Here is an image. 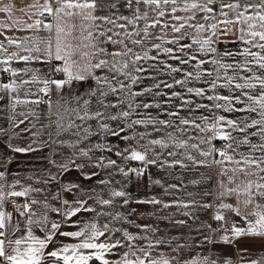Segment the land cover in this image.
I'll return each mask as SVG.
<instances>
[{"label": "snow or ice", "instance_id": "6c2138e0", "mask_svg": "<svg viewBox=\"0 0 264 264\" xmlns=\"http://www.w3.org/2000/svg\"><path fill=\"white\" fill-rule=\"evenodd\" d=\"M120 2L121 0H44L43 4H40L39 0H34L28 8L36 11L26 13L29 18L31 15L39 17L47 15L51 19L47 21L35 19L32 23H24L20 20H14L11 24L0 23V28L9 29L15 26L20 30L34 32H39L42 26L43 30L49 33L46 39L37 36L13 39L5 35L7 46L4 42H0V73L8 74L6 81L0 80V111L6 112L5 118L10 127L30 133L34 142L43 131L50 128H54V131L48 133L53 144L56 143V138L65 133L77 137L75 142L60 141L62 145L72 149L73 155L69 158V163L56 166L59 175L49 173L48 178L42 181L44 185H56L57 191L51 196L53 200L60 201L63 205L62 213L61 208L52 207L47 198L39 200L32 196V193L46 191L45 188L28 185L21 186L20 190H17L20 181L7 183L6 172L0 171V264H90L93 260L99 261V264H219L218 260H211L209 257L181 259L180 252L185 245H177L171 249L176 255L159 251V246L166 241L163 238L152 239L146 235L149 231L154 234L157 229L151 225L128 221L127 216H123L119 211L114 214L107 212L99 214L110 215L113 220L132 223L134 227L140 229L139 233L134 234L126 228L110 229L107 223L101 228L94 222L86 224L77 231H61L64 224L73 223L71 218L82 210L95 211L87 206L88 199L92 198L91 195L88 199H74L72 202L67 198L62 199L61 193L75 195L76 192L82 191L78 183H61L60 177L71 170L69 165L78 170L84 180L90 181L100 175L96 170L114 169L115 173L124 177L133 174L139 177L145 174L149 166L164 169L179 165L187 168L189 164L185 161H188L192 166L211 167L213 164L224 165L227 162L237 166L231 169L234 174L243 173L245 176H256L257 179L248 180L242 188L240 186L227 188L220 195L239 197L242 192L245 196L243 200L245 208L252 205L257 197L264 200V0H135L137 7L132 17L116 16L115 13L96 15L98 10L104 8L116 9ZM141 3L151 6L150 10L157 12L158 17H164L170 8L173 14L171 19L178 23L171 25L164 23L163 29L170 28L171 32L179 35L171 39L155 36L154 39L159 40L160 43H153L149 48L136 51L135 48L143 45L144 40L134 37L139 36L141 31L144 37H148L151 34L150 29H156L160 24L159 19L151 23L147 22L148 13L141 12L139 8ZM124 6L132 8L133 0H126ZM13 8L14 5L7 4L0 7V12L11 18ZM20 11L25 12V9L22 8ZM177 11L191 14L174 15ZM197 13H205L202 17L204 23L199 21L191 23L196 20ZM75 18L81 20L78 45H74L69 39H77L72 35L75 25L69 28L66 23L67 20ZM118 20L126 21L127 24H135L139 20H144L146 23L135 32H129L126 31V24L118 23ZM97 21L112 27L104 30ZM0 35L4 33L0 32ZM230 36L235 39L229 40ZM126 41H130L134 47H129ZM228 43L236 45V49L220 47ZM102 44L119 47L109 51L107 47H101ZM12 46L18 51L9 52L8 49ZM153 49L157 50V55L149 54ZM21 52L26 54L21 55ZM160 53L167 59H160ZM77 55L86 62L78 64L73 59ZM229 60L231 62H227ZM14 61L22 62L26 66L13 67ZM149 61H158V64H148ZM168 61H176V64ZM33 62L50 66L53 74L61 73L63 78L42 75L41 69L28 66ZM186 66H190V70ZM97 70L104 74L97 75ZM29 74L28 79L23 78ZM163 74L170 77L171 82L157 78ZM89 78L94 81V87L89 88L86 93L70 94L66 99L62 97V104L53 105L51 99L53 90L63 92L65 88H71L74 81H86ZM146 80H151L153 83L137 88ZM193 82L205 86H190ZM31 85L42 86L33 91ZM177 86L183 91L175 90ZM224 89L228 90L227 95L222 93L221 90ZM185 93L200 100L186 98ZM145 95L154 99L138 100ZM155 97H163V100H156ZM174 100L179 101L174 105L176 110L165 107L173 105ZM204 100L210 103H204ZM41 104L47 106L43 115L50 123L42 124L40 129L32 131L40 123L41 114L37 109ZM21 108L27 111H18ZM141 108L161 109L168 117H175L178 123L172 119L152 116L150 113L141 114L138 111ZM183 110H187V116L181 115ZM201 110L209 112L210 115H204ZM193 113L198 114L193 116ZM221 113L246 115L229 118ZM252 114H256L258 118ZM53 116L56 119H52ZM26 122L29 126L21 128L20 126L25 125ZM88 122H95L96 129L94 130L91 124L85 127ZM138 126H143L145 129L150 126L152 132L157 133L165 128H173L179 136L174 135L173 132H165L163 137L147 139L141 144V141L145 140V137H150L152 132L139 131ZM253 129L254 131H250ZM5 131L0 127V133ZM129 132L131 134H128ZM192 132L197 135L193 136ZM100 135H103L105 140L111 136L125 143L134 140L136 146L126 143V146L121 148L118 144L98 141L91 147L78 148L81 141ZM252 137H258L259 142H253ZM215 140L225 143L218 148L213 143ZM203 145L207 147L204 148ZM244 146H247L248 152L239 151ZM8 147L16 153L38 150L31 144L27 147L9 144ZM157 147L162 151L157 152ZM173 148L181 151H173ZM163 150H167V156L172 157L170 161L163 159ZM96 152L114 153L122 161H138L143 167L126 168L118 164L116 159L104 155L96 156ZM257 152L260 155H256ZM178 155L183 159H177ZM215 155L220 159H215ZM78 159L80 163H77ZM227 171L228 169L224 168L221 174H226ZM234 182V179L229 177V183ZM98 183L106 185L112 181L100 179ZM152 183L164 187L160 179ZM176 187L175 184L167 186V188ZM110 196L109 199H98V203L101 206H112L115 198H123L122 207L130 203V194L125 191L112 190ZM12 197L24 198L23 201H13L15 215L6 209V200ZM135 202L160 205L165 209L174 204L182 208L189 207L187 203H168L155 197ZM191 203L196 204V201ZM38 205L41 211L34 207ZM201 207L209 208L211 205L203 204ZM218 208L234 212L241 217L245 225L238 226L233 222L230 227L218 229L221 232L222 242L233 244L244 237L264 238V204L256 202L254 210L248 215L242 214L239 207L229 203L221 202ZM49 211L62 215L63 221H50ZM184 214L190 215L188 212ZM249 215L254 219H249ZM213 219L226 222L225 215L220 211L216 212ZM176 223L184 224L186 221L181 220ZM207 228L211 233L210 224ZM34 229H38L42 235H37ZM116 233H120V237L113 239ZM58 235L72 237L79 242L61 244L48 251L49 246L56 242ZM101 237H104V240H101ZM204 239L212 242L211 235H206ZM142 241L147 243H139ZM119 249L126 250L119 254L117 259L106 258L109 254H116V250ZM223 264H235V262L227 258L224 259ZM248 264H264V258L251 260Z\"/></svg>", "mask_w": 264, "mask_h": 264}, {"label": "crops", "instance_id": "0c3cea01", "mask_svg": "<svg viewBox=\"0 0 264 264\" xmlns=\"http://www.w3.org/2000/svg\"><path fill=\"white\" fill-rule=\"evenodd\" d=\"M44 0H39L40 4H43ZM126 0H121L120 4L117 5L116 9H108L104 8L103 10H98L96 15H111L115 13L116 16L126 15L132 17L135 8V0H133V7L128 8L125 5ZM34 3V0H0V7L12 4L14 5L13 12L11 18L5 13L0 12V23L11 24L14 20H20L24 23H32L35 19H43L37 15H29L26 13H34L35 9L28 8V5ZM149 5H144L141 3L139 8L141 12L148 13V23H151L153 20L159 19L160 24L157 25L156 29H150V35L148 37H144V33L141 31L139 36H135V39H143L144 44L140 47L135 48L136 51H141V48H149L153 43H160L159 40L154 39L155 36H164L165 39H171L174 36H178L179 34L171 32L170 28L168 30L163 29L164 23H169V25L178 23L171 19L173 15L169 10L166 12L164 17H158L157 12L151 11ZM168 6H166L167 8ZM25 9V12H21L20 9ZM191 13H184L177 11L174 15L179 16H187ZM205 13H197L196 20L191 21V23H196L197 21L204 23L202 17ZM115 18V16L113 17ZM47 21L46 19H43ZM118 23L126 24V31L135 32L136 30L143 27L146 23L144 20L136 21L135 24H127L126 21L118 20ZM69 28L75 25L72 35L77 39H71V42L74 45L80 44L79 37L81 36V20L79 18L70 19L66 21ZM98 24L101 25V28L106 30L107 27H112L111 25H104L103 22L97 21ZM23 27V25H21ZM118 30V29H115ZM0 32H3L4 35H0V42H4L7 46V42L5 40V35L11 37L13 39H22L24 37H32L37 36L42 39H46L49 37V33L43 30L41 26V30L39 32H34L33 30H20L17 27L13 26L9 29L0 28ZM111 34V33H109ZM86 35V32L84 33ZM54 39V31L52 33ZM229 40L235 39V37H229ZM190 43V41H188ZM87 43V41H84ZM129 47H134L130 41H126ZM183 43V41H182ZM170 47H176L175 45H164ZM101 47H107L109 51L114 50V48L119 46L112 45H101ZM222 49H231L235 50L236 45L231 43L220 45ZM85 51H90V49H84ZM255 50V49H253ZM9 52L18 51L15 46H12L8 49ZM26 53L21 52V55ZM150 55H157V50L153 49ZM106 58V57H101ZM78 64H84L86 61H82L80 56H74ZM160 59H167L162 53H160ZM169 63L176 64V61H168ZM227 62H231L230 60ZM58 63V62H54ZM143 63V62H142ZM148 64L157 63L153 61L147 62ZM13 67L22 68L26 65L22 62H13ZM29 67L41 69L42 75H47L52 78H63V75L60 73L57 77H53L51 72V67L48 65H42L39 63L33 62L28 65ZM147 66V65H145ZM190 70V66H186ZM207 67H211V65H207ZM97 75H103L104 73L97 70ZM87 75V73H85ZM175 75V74H174ZM29 76H24V79H28ZM158 79H164L171 82V78L166 74L159 75ZM177 78H180L177 76ZM8 77L5 76V73H0V80L6 81ZM123 79V77H121ZM153 83L151 80H146L141 83V85L137 86V88H142L144 86L150 85ZM42 85H31L33 91H36L38 87ZM94 81L89 78L86 81L76 82L74 81L71 88H65L63 92H56L53 90L51 99L53 105L57 103H63V98H67L70 94L77 93H86L87 90L91 87H94ZM190 86H205L202 83L193 82ZM177 91H183L179 86L175 89ZM163 91H168L163 89ZM223 94L227 95L228 90H221ZM186 98H193L200 100V98L189 97L188 94L185 93ZM87 98V97H86ZM47 99V97H45ZM154 98L152 96L145 95L144 97L138 98L140 101H152ZM156 100H163V97H155ZM204 103H210L206 100ZM179 103L178 100L173 101V105H167L165 107H169L171 110H176L174 107L175 104ZM75 106V105H74ZM27 109H18V111ZM47 106L41 104L37 111L41 114L40 123L36 125V128L32 129V131H37L40 129L41 125L49 124V120L47 117L43 115L46 112ZM141 114L150 113L152 116H158L162 119H172L178 123L175 117H168L163 114L161 109H139ZM204 115H210L209 112L201 110ZM198 113H193V116ZM229 118H237L246 115L245 113H221ZM182 116H187V110L181 111ZM252 116L256 117V114H252ZM6 112L0 111V127L4 128L5 133H0V171L6 172L7 183L14 182L16 180L20 181V185L17 186V190H20L21 186L31 185L33 187L45 188L46 191L42 193H32V196L39 200L48 199L49 203L52 207L61 208V213L64 211V207L60 201H56L52 199L51 194L57 191L56 185H44L42 183L43 180L48 178L49 173H53L59 175V169L56 167L57 165L69 163V158L72 157L73 151L68 148L66 145H62L60 143L61 140L72 141L75 142L77 137L72 136L71 133H65L60 137L56 138V143L53 144L51 139L49 138L48 133L54 131V128L47 129L41 133V135L33 141V137L30 133L20 132V129L11 128L8 121L6 120ZM139 118V117H134ZM258 118V117H256ZM19 119V118H18ZM52 119H56V117H52ZM199 122V121H198ZM79 123V121L77 122ZM88 124H91L93 129H96L95 122H88L84 126L87 127ZM25 126H29L26 122L25 125H21V128ZM163 127V126H161ZM137 130L139 131H148L152 132L151 127L149 126L145 129L143 126H138ZM250 131H254L250 130ZM165 132H173L174 135L179 136L178 132H175L173 128H165L163 131L157 133L152 132L150 137H145V140L141 141V144L145 143L147 139L152 138H160L164 136ZM16 133H19L17 135ZM128 134H131L130 132ZM192 135L195 136L197 133L192 132ZM233 135H240L238 133H233ZM253 142H259L258 137L251 138ZM111 142L112 145H119L121 148L126 146L127 144H131L132 146H136V142L134 140L128 142L118 141L115 137L108 136L107 140L103 135L100 136H92L86 141H81L78 145V148H88L91 147L96 142ZM195 142V141H192ZM221 142L220 140H215L213 143L216 145ZM11 144L13 146L19 147H27L29 144L32 147L37 148V151L34 152H26V153H16L8 147ZM202 147L206 148L207 145H203ZM142 150V149H141ZM173 151H181L173 148ZM157 152L162 151L158 147L156 148ZM164 151L165 160H171L172 157L167 156V150ZM239 151L248 152L247 146L241 147ZM96 156L104 155L106 157H110L112 159H116L117 163L127 167L132 168H141L143 165L138 161H122L118 157L114 155V153H100L96 152ZM256 155H260L259 152ZM177 159H183L182 156H177ZM237 158H239L237 156ZM201 159H203L201 157ZM211 159V158H209ZM215 159H220L218 155H215ZM54 162V163H53ZM81 161L78 159L77 163ZM186 164H189L187 168L180 167L177 165L174 168L165 167L164 169H160L157 166H149L143 176H135L130 175L129 177H124L118 173H115L114 169L108 170H96L99 171L100 175L94 177L92 180L87 181L84 180L78 170L72 168L71 165L70 171L66 172L63 176L60 177V181L62 184H67L68 182H75L81 185L82 191H78L73 194L61 193V197L67 198L70 202L74 199H88V196L91 195V199H88L89 207L95 209V211H81L76 216L72 217L73 223H65L61 228V231L73 232L77 231L80 228H83L86 224L97 223L99 227L102 228L104 224H109L110 229L115 228H126L132 233H139L140 229L133 226L132 223H129L125 220H113L110 215H100L101 212L107 213H115L117 211L121 212L123 216H127L128 221L135 222L140 225H151L153 228L157 229V231L153 234L151 231L147 232L148 235L152 239L163 238L166 243L159 246V251H163L168 255H176L171 251L172 248L177 245H185L184 248L181 249L180 258L189 260L196 257H209L211 260H218L219 264H223L224 259L231 258L235 264H248L251 260H260L264 258V238L259 237H244L236 240L233 244H226L220 240L221 232L218 229H222L223 227H230L233 222H236L238 226H245L244 222L241 220L240 216H237L234 212L227 209H219L218 205L223 203L232 204L234 207H239L242 214L248 215L250 212L254 210V204L256 202H260L264 204V200H260L259 197L255 198L252 205H249L247 208L243 205V200L245 196L241 192L239 197L236 195H227L221 196L220 193L225 191L227 188H237L240 186L242 188L243 184L248 180H256V176H245L243 173H233L231 171L232 168L237 167L235 164L225 163L224 165H216L213 164L211 167L207 166H192L190 162L185 161ZM227 168L228 171L226 174H221L222 169ZM87 171H91L92 169H86ZM110 173H113L110 175ZM229 177L234 179V183H229ZM100 179L111 180L112 183L102 185L99 184L98 181ZM160 179L164 187L159 185H155L152 181ZM40 181V182H38ZM175 184L176 188H167L168 185ZM223 185V187L221 186ZM167 189V191H165ZM92 190V191H89ZM112 190H122L130 194V203L128 206H121V202L123 198H115V202L112 206H101L98 203V199H109L111 198L110 193ZM7 191V188H6ZM153 197L158 198L164 202H183L189 204L188 208H182L176 206L174 204L172 207L167 209L163 208L160 205H152V204H141L136 203L137 200L144 199H152ZM192 201H196V204H192ZM210 204L211 207L203 208L201 205ZM75 206V205H73ZM38 211H41V207L34 206ZM7 209V208H6ZM135 211L132 212L131 210ZM12 211L15 215L14 210ZM217 211L222 212L226 217L225 221H215L213 216ZM188 212L190 215H185L184 213ZM49 220H57L63 221L62 215H57L54 212H48ZM249 219H254L252 216H248ZM186 221L184 224L176 223V221ZM211 225L212 231L209 233L207 225ZM37 235H42V233L38 229H34ZM206 235H211L212 242H208L204 239ZM120 237V233H116L113 239ZM82 239V238H81ZM104 240V237L100 238ZM79 240L72 237H63L57 236L56 242L49 246L48 251H51L55 247H59L61 244H75L78 243ZM141 244H146L147 241L139 242ZM242 249H247V251H241ZM126 249L116 250V254H109L106 258L110 260L117 259L119 254H122ZM243 257V259H241ZM94 261V260H93ZM92 261H90L91 264ZM99 262V261H97Z\"/></svg>", "mask_w": 264, "mask_h": 264}, {"label": "built area", "instance_id": "2783aa9c", "mask_svg": "<svg viewBox=\"0 0 264 264\" xmlns=\"http://www.w3.org/2000/svg\"><path fill=\"white\" fill-rule=\"evenodd\" d=\"M42 18L46 19V20L51 19V18L47 17V15H45V17H42ZM59 74L60 73H55V74L52 73L53 77H57ZM5 76L8 77V74L5 73ZM224 143H225L224 141H221V142L216 144V147L220 148V147L223 146ZM23 200H24V198H15V197L9 198L8 200H6V208H7V210L8 211L9 210H14L13 201H23Z\"/></svg>", "mask_w": 264, "mask_h": 264}, {"label": "trees", "instance_id": "16d2710c", "mask_svg": "<svg viewBox=\"0 0 264 264\" xmlns=\"http://www.w3.org/2000/svg\"><path fill=\"white\" fill-rule=\"evenodd\" d=\"M91 264H99V262L94 260V261L91 262Z\"/></svg>", "mask_w": 264, "mask_h": 264}]
</instances>
